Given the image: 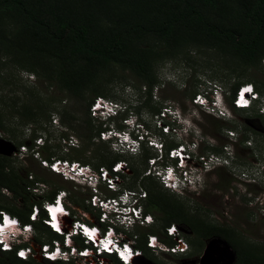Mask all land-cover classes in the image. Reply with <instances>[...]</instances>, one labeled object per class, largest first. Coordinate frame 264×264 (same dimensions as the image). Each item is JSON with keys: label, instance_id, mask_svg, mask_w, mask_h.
I'll use <instances>...</instances> for the list:
<instances>
[{"label": "rangeland", "instance_id": "1", "mask_svg": "<svg viewBox=\"0 0 264 264\" xmlns=\"http://www.w3.org/2000/svg\"><path fill=\"white\" fill-rule=\"evenodd\" d=\"M3 26L2 30L8 36L11 26L7 22ZM236 66L235 61L221 56L214 49L190 46L173 55L172 58L153 65L156 84L151 90V101L141 105L146 94L142 86L139 87L137 84V80H132L126 72L122 74L119 70L110 69L109 80H105L104 75L100 81L102 95L95 98L117 104L118 108L126 113L117 114L118 116L116 115L117 117L115 116L113 120L101 121L99 118H92L89 110L87 118V99L91 97L88 92L85 91L79 96H71L54 83H49L47 79L43 80L40 76L21 69L19 63H13L9 56L0 51V111L6 125L14 132L11 135L0 130L3 139L13 148L11 153L2 156L11 157L7 161L8 167H11V170L20 178L26 177L27 181H30V184L22 183V186L30 187L31 184L34 186V181L44 185L37 194L24 187L21 191L22 197L27 199V204L33 201L41 202L43 195L59 188L58 191L65 193L66 202L74 210H70L71 217L77 216L80 220L94 219L93 216L98 211L90 205L89 197L93 192L91 188L86 187L87 176H91L92 172L84 177L83 175L77 176L76 170L84 168L83 166L99 165L102 160L109 161L117 158L116 162L124 166L120 175L123 173L129 175L130 167H133L142 177L146 176L148 169L150 170L148 165L150 156L155 157L156 155L158 158L160 155V152L149 144L151 141L159 143L163 140L165 143L188 145V149H193L192 156L208 158L211 155L216 158H212V162H209L208 172L200 170L197 174L192 173L198 179L195 191H186L183 195H178L162 190L158 181L150 175L152 185L166 200L180 206L182 210L199 215L214 225L233 231L231 240L235 239L237 244L264 246V169H261L264 160V118L260 114V119L255 116L260 113L259 109L264 104V87L260 89L253 83L264 82V60L260 61L256 67L246 69L237 76L239 69ZM235 84H239L238 87L251 85L253 93L258 96V100L252 102L249 109L245 111L232 112L229 108L228 96L231 87ZM213 86L221 91L217 104L223 109L224 116L217 117L214 113L210 114V111L207 113L204 108L189 100V96L195 93L193 97L199 94L209 101ZM166 107L168 108L167 114L171 113L172 116L161 118L163 108ZM23 108L35 114L36 117L31 120L28 119L29 115L23 116L25 114L22 111ZM150 110H157L159 113L156 112L154 116L153 111L150 112ZM39 111L48 115L50 121L43 119L44 115L40 116ZM127 114L130 118L128 123L133 129L129 132L130 129H126L123 124V116ZM158 116L159 119H156ZM51 118L57 121L59 127L52 126ZM211 118L217 119L218 122L215 123ZM163 122H168L169 125L177 126V128L171 130L169 127L170 130H167L169 134L165 135L163 132L166 128H163V131L158 127V125L161 127V124L165 126ZM98 123L101 124V128L103 126L107 128L103 131L112 129L120 135L127 131L130 137L136 133V143L146 141V146H151L150 149L144 148L147 155L146 163L142 160L141 151L136 149L138 144L133 140H130V145L124 147L115 146L113 140L101 142L99 138L98 141L95 136L87 141L88 130H95ZM34 131V135L39 134L43 142L45 139L48 140L46 146L34 147V139H31L34 137L32 135ZM61 131L67 135L66 139L73 137L77 140L76 148L69 149L62 144L61 139H57ZM160 132L163 135H160ZM18 143H21V146L18 147ZM24 146L26 152H18L20 147ZM45 147L48 148L47 152L54 157L77 158L80 156L79 158L85 159L87 164L69 161L76 164L75 171H70L68 166L67 170L52 171L57 175L52 174L42 164L41 157ZM51 159L58 160V158H50L49 161ZM163 159L162 157V164H165ZM116 162L114 163L117 164ZM192 162L199 163L195 159ZM114 163L110 165V168ZM90 169L93 170L91 167ZM130 177L122 178L121 186L113 190L116 195L122 191H129V187H133L130 191L141 195L145 193L138 183L140 177L136 182ZM106 184L105 181L100 185L98 182L93 184L98 191V197L112 198L110 192L105 191V188L108 189ZM0 199L20 206L19 201H12L10 193L5 189H0ZM139 204L143 206V201H139ZM33 207L31 206V209ZM108 214L114 218V213L108 211ZM149 216L153 221L152 225L149 227L136 226L126 233L127 236L134 235L130 238L133 243L139 239V233L150 228L156 231L155 236L161 238V230L158 229L161 226L160 222L153 220L151 215ZM68 219L62 220L64 225ZM179 227H183L184 235L187 234L189 239H193V235L187 232L184 225ZM35 235L40 241L34 239L30 242L33 247L31 252L39 253L38 242H42L43 245L47 236L39 232H35ZM208 240L202 242L200 251L197 245L192 247L188 244L189 251L184 255L160 254L151 257L147 252L145 256L152 264H198V259ZM56 241L59 242V239ZM228 246L231 248L229 244ZM2 257H5L3 262L8 264L6 255L0 254V260ZM30 260L38 264L44 263V261L40 262V259L30 258Z\"/></svg>", "mask_w": 264, "mask_h": 264}, {"label": "trees", "instance_id": "2", "mask_svg": "<svg viewBox=\"0 0 264 264\" xmlns=\"http://www.w3.org/2000/svg\"><path fill=\"white\" fill-rule=\"evenodd\" d=\"M6 22L11 26L8 36L2 30ZM0 46V51L9 56L13 63H19L21 69L40 76L43 80L47 79L69 95L79 96L85 91L88 92L91 95L86 105L88 118L89 106L95 97L102 95L100 81L104 75L105 80H109L110 69L119 70L122 74L126 72L132 80H137V84L142 86L146 94L141 105L151 101V90L156 84L153 65L172 58L190 46L214 49L221 56L235 61L236 68L239 69L236 76L246 69L256 67L264 60V0H0ZM253 83L260 89L264 87V82ZM239 84L231 87L228 96V105L232 112L249 109H236L231 103ZM194 94L189 96V100ZM22 111L25 113L23 116L29 115L28 119L33 120L36 117L26 108ZM156 112L159 113L156 110L152 114L155 116ZM39 113L40 116L44 115L41 111ZM255 116L261 118L259 114ZM43 119L50 121L48 115H44ZM211 119L215 123L218 122L217 119ZM163 125L169 123L163 122ZM105 129V126L101 128L98 123L95 130H88L87 141L93 136L97 137L98 133ZM0 130L14 134L6 125L1 111ZM34 133L35 131L32 132V140L39 136ZM159 134L166 135L161 132ZM66 137L61 131L57 139ZM47 142L45 139L40 148L46 146ZM159 143L165 164L174 165L175 160H169L166 152L177 144L165 143L163 140ZM17 146H21V143ZM144 148L150 149L145 143L138 147L143 162L147 159ZM47 150L48 148H43V161L58 158L67 162L87 164L85 159L79 158L80 156L59 158L52 156ZM10 159L11 157L0 155V189L8 191L12 201L18 200L20 206L0 199V211L15 217L21 224H30L34 231L33 241H40L35 235V232H39L47 236L44 244H50L60 237L41 223L45 218L41 203L51 202L59 188L43 195L41 202L33 201L27 204V199L21 195V191L26 187L22 186V183L30 184V181H27L26 177L20 178L8 167L7 161ZM116 161L117 158L102 160L101 164L90 167L93 170L105 169L110 176L116 175L122 183V178L130 176L136 182L140 176L133 167H130L129 175L123 173L128 177L120 175V172H111L110 165ZM138 183L145 192L141 206L142 214H149L153 220L160 222L158 229L161 230V240L166 241L163 235L164 227L169 224L184 225L187 232L193 235V239H189L187 234L184 238L190 246L197 245L199 251L204 240L220 238L235 252L233 264H264L263 245L237 244L235 239L231 240L233 231L214 225L199 215L190 214L166 200L152 185L147 175L140 177ZM129 189L132 190L133 187ZM105 191L110 192V197L116 196V192L106 188ZM31 206L38 209L39 218L34 222L28 219ZM155 232L150 228L139 233V239L134 243V247L140 250L144 257L149 253L144 246L145 236L154 235ZM125 237L130 239L134 235L127 236L125 233ZM73 242L77 247L82 246L78 238H74ZM0 254L6 255L8 264H38L30 259H16L13 251ZM4 258H1L0 264H7L3 262ZM111 260L114 264H120L113 258ZM54 263L56 262L50 264Z\"/></svg>", "mask_w": 264, "mask_h": 264}, {"label": "built area", "instance_id": "3", "mask_svg": "<svg viewBox=\"0 0 264 264\" xmlns=\"http://www.w3.org/2000/svg\"><path fill=\"white\" fill-rule=\"evenodd\" d=\"M251 85L246 86H239L237 87L234 98L232 99L231 103L234 108L241 109L244 104H247L250 107V104L252 102H256L258 100V96L253 93V90L251 93L244 92L245 88H248ZM252 88V86H251ZM216 87L213 86L211 89V94H209L210 100L207 101V99L202 95H195L193 97L192 102L197 105L201 106L207 111H210L211 113H214L218 116H224L225 113H223V109L217 108L216 106V97L220 95L221 91ZM103 99L101 98H95L92 102V104L89 106V112L91 113L92 118H99L103 115V111L100 109L101 106L104 104ZM113 104L111 102H108V105ZM99 105V107H97ZM115 105L113 104L112 107ZM248 107V108H249ZM262 118H264V104L259 109ZM114 112V110H112ZM168 112V108H163V112L161 113V118H166ZM208 113V112H207ZM156 119H159V116L156 117ZM161 120V119H160ZM51 124L52 126L59 127L57 121L54 118H51ZM159 129L166 128L169 129V126L165 125L161 127L158 125ZM165 129L166 134H169L167 130ZM173 130V129H171ZM101 140H100V139ZM108 134H106L104 131H100L98 133V136L95 138L96 140L100 141H109ZM0 140L6 142L2 137V132L0 131ZM42 138L36 137L34 139V147L39 148L43 145ZM153 143V142H152ZM150 143V144H152ZM62 144L67 148H76L77 147V140L73 137H69L67 139H62ZM155 144V143H154ZM121 145V144H120ZM156 147H153L156 151L160 152L159 157L156 156L149 159L148 165L150 167V170L148 169L146 171L147 176H153L159 183V185L164 189L172 193H176L178 195H183V193H186V191H195V186L198 184V179L195 174H197L200 170L204 172H208L210 169H208L209 162H212V158H215L210 155V157H198L192 156L191 153H193V149H188V145L183 144H177L172 149H169L166 154L167 158L169 160H175L174 165L172 164H162V152L160 144L158 143L155 145ZM160 147V148H159ZM152 148V149H153ZM153 149V150H154ZM18 152L25 153V146L20 147ZM196 160L199 163L195 164L192 162V160ZM216 159V158H215ZM213 159V160H215ZM42 164L45 168L49 169L51 172H60V170H67V167L69 166L70 171L76 170V164L70 163L67 161H59L51 159L50 161H42ZM118 165L121 166V168H118ZM114 166V165H113ZM111 166L110 170L112 173H118L120 170H122V163H118L114 167ZM82 167V166H81ZM84 168H79L76 170V174H83V176H87L88 173H91V176H87V185L86 187H89L92 189V195L89 197L90 205L93 209H96L97 216H93L94 219H88L89 221H83L80 219H72L65 225L64 227V233H62V239L65 243L68 242V246L65 250H59L56 257L52 258L55 254V248L58 247L57 241L53 240L50 242L51 246L48 248L47 244L41 245L39 249V253H33L28 248H21V247H14L16 245H13V243L5 242L8 247H4V245L0 244V252H12L13 256L16 259L27 261L30 258H33L34 260L40 259L49 261V262H56V263H72V264H114L111 260V258L115 259L120 264H126L124 259L120 257L118 254V249L123 250V247L127 245V247L131 250L133 253L132 256L129 257L127 264H152V262L143 256L142 252L134 247L133 241L125 237V233H129L132 228L139 226V227H148L152 225L153 221L151 217L148 214H142V209L139 204V201L144 199V193L139 194L134 191H122L117 193L116 196L112 198H105V197H98V191L96 188L93 187V184L97 182L98 180V172L99 175H102V178H105L106 170L102 168H98L97 171H93L90 169V167L83 166ZM113 167V168H112ZM202 168V169H201ZM58 169V171L56 170ZM84 170L81 172V170ZM119 169V170H118ZM169 169L172 170V178L168 179V171ZM177 173L175 170H177ZM180 169H183L181 172H179ZM261 169H264V160L261 164ZM52 172V173H54ZM179 174L177 177L176 174ZM192 173H195L194 175ZM56 174V173H54ZM57 175V174H56ZM81 176V175H77ZM84 176V177H85ZM109 183L106 184V187L113 191L116 188H118L121 184L118 177H111L108 180ZM81 185V183H78ZM175 185V187H172L171 185ZM34 186L26 187L28 190H32V193L37 194L44 186L41 183H34ZM43 191V190H42ZM63 194V195H61ZM131 195H134V198L131 201L130 206L125 205V200L129 198ZM63 196L64 198H60ZM57 199L59 201L65 200L64 204L65 206L61 204H57ZM18 201V200H17ZM53 204H55V207H63V212L57 213V218L63 214H66L68 217L70 216L66 206H69L66 202V195L64 192L58 191L54 195V198L51 202H43L41 203V209L45 213V219L46 223L49 225H46V227L52 231L54 229L52 227L53 221H51V213L49 212V208H53ZM104 204H107L108 207L105 208ZM38 209L34 206L33 209L30 210L28 214V219L31 220L33 216L35 215V212ZM108 211L113 212L114 218H111L108 216ZM89 216V215H88ZM16 218L9 215L8 213L4 211H0V229H3L2 232L6 231L9 227L13 226ZM5 222H7L5 224ZM81 226L88 227L91 229H97V243H93L92 240H89L87 236L83 233V228ZM21 229L24 230L26 233L30 234L31 227L28 224H22ZM55 230V229H54ZM0 232V234L2 233ZM111 232V236H107V234ZM185 231L177 226L176 224H169L168 226L163 228V235L164 240H161L155 235H146L144 240V246L145 249H147L151 255V257H156L160 254L165 255H171V256H180L184 255L189 251L188 243L185 241L184 238ZM61 234V232H59ZM74 236V237H73ZM107 236V239L113 240V244L111 245L110 251H105L104 246L102 243H99L100 240L105 239ZM12 238V237H11ZM10 238V239H11ZM72 238H78L81 241L82 246L77 247L74 245V240ZM18 239L14 240V243H17ZM87 252V255H81V253ZM24 252V256H20L19 253ZM127 255V253H126ZM39 256V257H38Z\"/></svg>", "mask_w": 264, "mask_h": 264}, {"label": "clouds", "instance_id": "4", "mask_svg": "<svg viewBox=\"0 0 264 264\" xmlns=\"http://www.w3.org/2000/svg\"><path fill=\"white\" fill-rule=\"evenodd\" d=\"M218 97L220 98V95H218L217 97H216V106H217V108H220V109H222L218 104H217V99H218ZM112 105L113 104H110V105H108V102L106 101V102H104V104L101 106V110L103 111V115L101 116V117H99V119L101 120V121H106L107 119H111V118H114L117 114H125L126 112L125 111H123V110H121V109H119L118 108V105L117 104H114L115 106L114 107H112ZM243 106H247V107H242V109H247L249 106L247 105V104H244ZM112 110H114V112H112ZM167 116H172V114L171 113H168L167 114ZM130 120V118L128 117V114L127 115H125V117H124V119H123V121H124V125H125V128L127 129H130V130H128V132L129 131H133V129H132V126L128 123V121ZM174 120V119H173ZM167 126H169V125H167ZM170 127V129H173V128H171V126H169ZM173 130H175V129H173ZM105 133H106V131H104ZM113 133H115V134H117V135H119L120 136V138L118 139V142H119V144H121V142H122V139L123 140H125L127 143H126V145H130V140H133L135 143H136V141H135V136H136V133H134V135L132 136V137H130L129 136V134L127 133V131H125V132H123V133H121V135H120V133H117V132H114V130H112V129H110L109 130V134H108V138H111V134H113ZM125 137H127V139H125ZM150 139V138H149ZM149 139H147V140H149ZM110 140H113V141H116L115 139H110ZM156 143V144H158L157 142H155V141H151V143ZM143 143H145L146 144V141L145 142H142V141H140L139 143H136V144H138V147H139V145H141V144H143ZM122 145V144H121ZM138 147L136 148L137 150H138ZM149 147H151V146H149ZM135 149V150H136ZM183 169H180L179 170V172H181ZM177 171H178V169L177 170H175V172L177 173ZM179 174L180 173H178V174H176V176L178 177L179 176ZM98 175H99V172H98ZM97 175V177H98V183H99V185L100 184H102L104 181H105V179H107V180H109L112 176H110L109 175V173L107 172V170H106V174H105V178H102L101 176H98ZM85 176V175H84ZM86 177V176H85ZM107 177V178H106ZM101 179H103V180H101ZM76 184H78V182L76 183ZM80 185V184H79ZM60 198H64V197H60ZM134 198V195H131L129 198H127L126 200H125V205L126 206H130L131 204V201H132V199ZM64 201L65 200H60V204H61V202H62V205L64 204ZM63 206H65V204L63 205ZM66 208H67V210H68V212H69V214H70V216L68 217L66 214H63V215H61V216H59L58 217V221H59V223L60 224H63V222H62V220H64V219H67V218H69L68 219V221H67V223L70 221V220H72V219H77V216H73V217H71V211L70 210H73L71 207H70V205L69 206H66ZM110 213H113V212H110ZM38 216V210L35 212V219L34 220H29L30 222H34V221H36L39 217H37ZM44 219L45 218H43L42 220H41V223H42V221H44ZM83 221H89V220H83ZM54 223H56V221H53ZM43 224V223H42ZM21 223L20 222H18V220L16 219L15 220V223H14V225L13 226H11V227H9L6 231H4V232H2L1 234H0V238H4V237H6V239H5V242H8V243H13V245H16V246H14V247H21V248H29L30 250H32L33 249V247H32V245L30 244V242L31 241H33L32 239H33V231H32V228H31V233L30 234H28V233H26L24 230H22L21 229ZM30 227H31V225L30 224H28ZM61 232V234H57V233H55L58 237H60L59 238V242L57 241V245H58V247L57 248H55V253H58V251L59 250H65L66 249V247L68 246V242L66 241L65 243L63 242V239H62V233H64V230H62V231H60ZM112 235V234H111ZM12 237V238H11ZM29 237V238H28ZM74 237V236H73ZM11 238V239H10ZM15 239H18V241H17V243L15 242L14 243V240ZM31 239V240H30ZM73 240H74V238H72ZM56 241V240H55ZM22 245H24V246H22ZM41 245L42 244H38V248L40 249V247H41ZM48 245V248H50V247H52L51 246V244H47ZM36 254H38V252H36ZM23 261V260H22ZM41 261H45V260H41ZM40 261V262H41ZM49 262V261H48ZM51 263V262H50Z\"/></svg>", "mask_w": 264, "mask_h": 264}, {"label": "water", "instance_id": "5", "mask_svg": "<svg viewBox=\"0 0 264 264\" xmlns=\"http://www.w3.org/2000/svg\"><path fill=\"white\" fill-rule=\"evenodd\" d=\"M12 150V146L0 140V155L9 154ZM235 258V252L225 241L220 238H210L204 245L198 264H233Z\"/></svg>", "mask_w": 264, "mask_h": 264}, {"label": "snow or ice", "instance_id": "6", "mask_svg": "<svg viewBox=\"0 0 264 264\" xmlns=\"http://www.w3.org/2000/svg\"><path fill=\"white\" fill-rule=\"evenodd\" d=\"M244 92H247V93H251L252 92V88H251V86H249L248 88H245L244 89ZM97 107H99V105H97ZM167 130V129H166ZM125 139H127V137H125ZM57 171H58V169H56ZM84 170L82 169L81 170V172H83ZM65 175H67L66 173H65ZM107 178V177H106ZM172 178V170L171 169H169V171H168V179H171ZM172 187H175V185L173 184V185H171ZM61 195H63V194H61ZM57 204L59 205L60 204V201H59V199H57ZM104 207L105 208H107L108 207V205L107 204H104ZM49 212L51 213V221H55L56 220V218H57V213L58 212H63V207L61 206V207H55V208H49ZM36 217H35V215L33 216V219H35ZM13 223H15V221H13ZM52 227L57 231V232H60L61 231V228L58 226V224L57 223H52ZM82 228H83V233H84V235L85 236H87L88 237V239L89 240H92L93 241V243L95 244V243H97V229H89L88 227H85V226H81ZM3 231V229H0V232H2ZM107 236H111V232H109L108 234H107ZM107 236L105 237V239H103V240H100L99 241V243H102L103 244V246H104V250L105 251H110L111 250V245L113 244V240H111V239H107ZM5 239H6V237H4V238H0V244H2V245H4V247L6 248V247H8V245L5 243ZM118 251V254L120 255V257L122 258V259H124V261L126 262V264H127V261H128V259H129V257L130 256H132V252H131V250L127 247V245H125L124 247H123V250H117ZM126 253H127V255H126ZM88 253L85 251L84 253H81V255H87ZM19 255L20 256H24V252H20L19 253ZM52 258H54V256L52 257Z\"/></svg>", "mask_w": 264, "mask_h": 264}, {"label": "bare ground", "instance_id": "7", "mask_svg": "<svg viewBox=\"0 0 264 264\" xmlns=\"http://www.w3.org/2000/svg\"><path fill=\"white\" fill-rule=\"evenodd\" d=\"M246 85H247V84H246ZM246 85H243V86H246ZM122 143H123V142H121V144H122ZM120 168H121V166H120ZM120 171H122V170H120ZM77 175H81V176H82L83 174H77ZM57 207H58V206H57ZM53 208H55V204H53ZM55 221H56V223L58 224V226L61 228V231L64 230L63 224H60V223H59L58 218H56ZM6 223H7V222H5V224H6ZM57 254H58V253H55L53 256L56 257Z\"/></svg>", "mask_w": 264, "mask_h": 264}]
</instances>
